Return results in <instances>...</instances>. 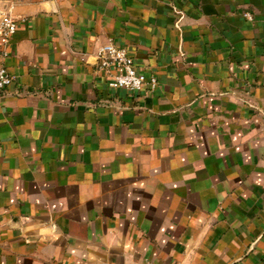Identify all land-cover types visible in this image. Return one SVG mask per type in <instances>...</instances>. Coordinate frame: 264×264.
Returning <instances> with one entry per match:
<instances>
[{"label":"crops","instance_id":"1","mask_svg":"<svg viewBox=\"0 0 264 264\" xmlns=\"http://www.w3.org/2000/svg\"><path fill=\"white\" fill-rule=\"evenodd\" d=\"M13 15L0 264H264V0H15ZM109 38L155 89L109 87Z\"/></svg>","mask_w":264,"mask_h":264},{"label":"built area","instance_id":"2","mask_svg":"<svg viewBox=\"0 0 264 264\" xmlns=\"http://www.w3.org/2000/svg\"><path fill=\"white\" fill-rule=\"evenodd\" d=\"M14 5L15 0H8L5 9L0 13V91L15 81V76L8 72L3 62V59L11 54V41L18 28V21L13 15ZM244 15L250 20L254 18L250 11H245ZM95 57L97 72L108 78L110 88L138 92L144 86L151 89L157 87L156 77L148 78L139 72L127 49L118 46L112 38L97 48Z\"/></svg>","mask_w":264,"mask_h":264}]
</instances>
